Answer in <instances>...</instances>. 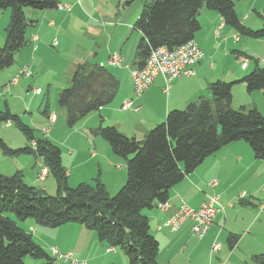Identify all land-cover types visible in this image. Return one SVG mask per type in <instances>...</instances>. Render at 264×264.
Listing matches in <instances>:
<instances>
[{"label": "trees", "instance_id": "1", "mask_svg": "<svg viewBox=\"0 0 264 264\" xmlns=\"http://www.w3.org/2000/svg\"><path fill=\"white\" fill-rule=\"evenodd\" d=\"M238 1L141 0V11L133 23L141 34L133 65L141 67L151 49H172L192 40L200 28L197 15L203 6L216 11L239 35L264 38V19L257 29L243 25L235 11ZM58 3L0 0V11L8 10L10 14L0 48V70L12 65L15 54L28 42L27 29L34 20L27 18L24 8L46 10L56 8ZM235 82L243 83L248 93L261 91L264 96V68L255 67L236 81L210 82V97H199L183 109L168 111L164 120L141 138L128 137L113 126L91 130L108 143L114 155L125 160V181L114 194L108 193L99 177L92 183L80 182L70 187L60 148L46 136L34 137L32 128L7 106L0 109V124L17 123L28 141L26 147L16 150L0 139V153L41 157V166L47 170L45 177L49 173L53 176L56 192L45 195L27 185L20 171L10 176L0 174V264H25L28 256L41 260V264H52L53 257L18 223L29 218L48 228L67 223L83 225L94 231L99 241L121 248L127 264H158V241L149 232L144 211L165 202L173 185L226 144L244 141L255 159H264V114L255 107L231 106ZM118 85L117 77L104 66L78 64L70 83L58 94L57 103L66 112L65 123L72 127L90 112L109 104ZM42 113L47 117V107ZM236 240L234 235L227 237L229 245ZM252 260L264 264V254L254 255Z\"/></svg>", "mask_w": 264, "mask_h": 264}, {"label": "crops", "instance_id": "2", "mask_svg": "<svg viewBox=\"0 0 264 264\" xmlns=\"http://www.w3.org/2000/svg\"><path fill=\"white\" fill-rule=\"evenodd\" d=\"M239 2L235 3V11L240 21L252 29L259 28L264 19V0L262 3L261 1L249 2L248 0ZM59 3L68 5L69 11H72L75 5L74 2L72 5ZM141 8L130 9L129 20L126 23L128 28L131 27V30L139 34L135 46L134 42L125 41L122 44L116 42V44L113 43L114 48L106 53V58L98 56L96 53L92 60L97 62L96 64L105 63L108 67H112L113 71L110 73L117 77L119 83L124 80L127 83L116 100L119 105L113 103L109 107L105 106L97 111L101 115L100 119L103 125L113 126L128 137L139 135L141 138L151 128L162 122L168 111L183 109L188 103L196 101L199 97H210L208 90L210 82L216 80L236 81L255 67L264 68V38H246L242 43H238L240 39L235 41L233 35L236 44L231 43L224 46L222 52L226 61L223 65L220 66L216 59L212 61V56H210L213 51L212 36L218 37L221 31L229 34L231 30L216 11L202 7L197 17L202 31L196 32L193 40L203 52V57L193 66V74L174 77L169 82H166L165 75L158 74L144 93L137 96L134 93L130 70L137 67L133 64L136 45L141 34L133 28V23ZM3 13H6V10L0 11V20L5 21ZM32 14L33 16L28 17L35 18V20L33 25L29 26L32 31L28 36L26 35L29 43L25 49H28L29 53H36L41 50L43 43L40 39H43L44 36L50 45L54 38L58 43V36L60 38L61 36L56 33V29L67 25L69 15L64 12L63 14L66 15L58 19L60 23L54 27L53 11L35 10ZM95 14L100 19H104L103 17L106 16L98 11ZM110 18L114 19L112 15ZM8 20L9 12L6 22ZM93 21L95 30L104 29L106 32L114 31L116 28L105 25V23L114 22L118 25L115 20ZM202 33L206 34L204 40L200 39ZM87 35L89 34L87 33ZM124 35H121L118 41L123 39ZM113 52H117L121 56L119 66H113L108 62L109 56ZM242 59L247 60L245 67H242ZM23 69H25V76L28 72L26 67L14 71L11 79ZM31 73L29 72L28 76H31ZM125 76L129 78L127 79ZM10 80L7 82L8 86L18 85L20 77L15 84H10L12 81ZM68 84L66 85L68 86ZM241 87L244 88L246 94L250 95L243 100L242 105L246 108L255 107L264 113L262 92L248 93L241 82H235L232 87L231 106L236 109L238 105L239 97L237 99L235 97V88H237L236 93L240 94L239 100L243 99V91H237ZM126 99L132 100V103L128 108L123 109L122 103ZM49 113L55 112L49 111ZM52 117L54 118V116ZM51 135L48 133L47 138L52 141L55 137ZM54 142L58 144L57 140ZM72 144L71 147L61 146V162L67 171L68 184L70 181H72L71 185L79 182L90 183L94 179L93 177L98 175L108 188L111 187L109 180L111 178L116 180L113 191H117L123 185L124 160L111 152L105 140L99 139V136L93 139L86 136L84 141L75 140V143ZM82 144L87 147H80ZM117 170L119 171L117 172ZM122 173L123 175H121ZM212 179L216 180L214 186L209 185ZM211 195H218L223 209L215 214L203 237L198 238L192 234L191 220L184 221L180 228L174 232L161 226L182 202L192 208H198ZM166 201L168 205L164 209L156 206L144 211L149 221V232L158 241L156 257L158 264H255L252 257L264 254V159H255L246 142H231L207 156L192 172L170 188ZM21 227L32 231L33 239L46 251H49L51 256L54 255L50 248L57 247L59 251L70 252L72 258L78 260V263L63 260L65 264H82V261L85 264H119L125 260L121 251H116L115 247L99 241L94 233L80 224L67 223L57 228H48L36 225L35 222H28L26 227L22 225ZM228 235L236 237L237 240L233 245L228 244ZM213 241L220 244V249L210 254Z\"/></svg>", "mask_w": 264, "mask_h": 264}, {"label": "rangeland", "instance_id": "3", "mask_svg": "<svg viewBox=\"0 0 264 264\" xmlns=\"http://www.w3.org/2000/svg\"><path fill=\"white\" fill-rule=\"evenodd\" d=\"M241 1L243 0H240L239 3H241ZM248 1L249 2L261 1L262 3L263 0H248ZM58 2L66 3L70 5H72L74 2L75 5L72 11L66 9L64 10V12L67 15H69L67 25L63 28H59V29L55 28L56 33L57 34L59 33V35L61 36L60 38L57 35L58 36V43L56 44L57 46L53 44L50 45V42H47L46 36H44L43 39H40V41L43 43V45L41 46V50L39 52L37 51L36 53H29L28 49L25 48L28 47L27 45L29 43V40L27 36L32 31V28H30L31 26L30 27L28 26V31H27L28 33L26 34L28 42L15 54V59L12 65L0 70V109L4 110L5 106H7L8 110L12 114L17 115L23 124L32 128L34 137L42 138L44 136L48 137V133L52 134L51 136L55 137V139H52L53 143L57 145L61 150V146L71 147L73 145L72 143H75V140L84 141L86 136H88L89 139L98 137V135H95L94 132H92L91 130L95 131V129H97L98 127H106L108 125H103V122L100 119L101 115L97 113V111L100 110H96L87 114L74 126L69 127L65 123V114H66L65 108L60 107L57 103L59 92L67 87L66 84L70 83L71 77L75 72V70L77 69L78 64L84 62L91 64L97 63L92 61L96 53H98V56H103L106 58V53L108 52V50H112L114 48V44H116V42L119 44H122L125 41H127L128 43L134 42V46H135L136 40H138L139 38V34L136 31L131 30V27L128 28L126 23L127 20H129V10L132 8L137 9L142 7L143 3L141 2V0H66L65 2L64 0H58ZM33 10L34 9L31 8H24L25 14L28 19L35 20V18L28 17V16H33L32 13L35 11ZM7 11L8 10H6V13H3V18H5V21L0 20V48L4 44L6 28L9 22V20L6 22V18L8 17V12H9ZM48 11L51 12L53 11L54 13V16L52 17L53 18L52 20L55 22L54 27H57L59 25L60 21L58 19H61L66 15L63 14L64 12H62V10H58L57 6L56 8L48 9ZM97 11L100 12L102 15H106L103 17L105 20H115V22H118V25H116L114 22L105 23V25H108L110 27H115L116 29H114V31L108 30V32H106L104 29L95 30L93 20L99 22H103L102 20H104V19H100L95 14ZM111 15L113 16L114 19L110 18ZM9 19H10V14H9ZM229 29L231 30V33L229 34L221 31L218 37L217 36L215 37L214 35L212 36L213 51L210 53V56H212L211 60L213 61L216 59L217 62L220 64V66H222L223 63L226 61L224 58V54L222 52L224 46L231 43L236 44L235 41H238L239 39L240 42L238 43H242L246 39L245 37L235 32L231 27H229ZM201 31L202 28H200L197 31V33ZM87 33L89 35H87ZM123 34H125L123 39L118 41V38H120V36ZM233 35L235 41L233 40ZM93 36L95 37L94 39L91 40ZM205 38H206V34L202 33L200 39L204 40ZM80 60L81 62H79ZM246 61H247L246 59H242V63H245V66H246ZM31 65H33V67H30ZM102 66H104L109 72L113 71V68L108 67L105 63H102ZM25 67L28 70L25 76H24L25 69H23L21 72L15 75L18 77L15 83L18 82L20 77L18 85L8 86L7 82L11 79L13 72ZM29 72H32L31 76H28ZM15 76L13 77V79L15 78ZM125 78L128 79L129 77L125 76ZM15 83H12V81L10 82V84H15ZM126 85L127 83L125 80L119 83L118 90L115 96L112 98L109 104L105 105L106 107H109L113 103L119 105V103H117L116 100H118L120 91L124 90ZM33 89L36 90L33 91ZM59 89L60 91H58ZM236 89L237 88H235L234 92L236 95L235 97L237 99L238 97L240 98V94L236 93ZM144 91L139 96H141L144 93ZM237 91L239 92L243 91L244 93L242 100H239V98L237 99L238 105L236 106V108H239L240 106H244L242 105L243 100L247 97H250V95L246 94L244 88L242 87L239 88V90ZM127 100L130 99H126L124 101ZM130 101L132 102V100ZM45 107H47L48 111H53L55 113H48L46 117L42 113ZM52 116L55 117V121L53 122H51L52 119H54ZM55 125L56 127L54 128ZM49 129L51 130L49 131ZM130 137H135V136L130 135ZM137 138H139V135H137ZM0 139H2L10 149H16V150L26 147L28 143L26 136L20 130L17 123L9 122V121L2 122L0 124ZM99 139L102 138L99 136ZM55 140H57L58 144L54 142ZM31 145L35 146V142H32ZM80 147L85 148L87 147V145L82 144ZM64 158L66 159V156H64ZM40 165H43V160L41 157H37L35 155L34 156L29 154L5 155L0 153V174L5 176H10L14 174L16 171H20L22 174V180L27 185L35 187L38 191L44 193L45 195H54L56 193L54 178L49 173L48 177L44 181L40 182L45 177V175L43 176L42 173L43 170L40 171L39 169V168L43 169V166L40 167ZM124 166H125V160H124ZM118 171L119 170H117V172ZM39 174L41 179L38 178ZM121 175H123V173ZM96 177H98V175H95L93 178ZM92 181L90 183H92ZM124 181H125V175L123 182ZM213 181L214 180L212 179L209 182L210 186H214L216 184V180L214 181V183H212ZM109 182L111 184L110 185L111 187L109 188L103 182L102 183L105 185L109 194H114L116 191H113V188H114V183H116V180L111 178ZM71 184L72 181H70L68 185L70 187H74L78 183H75L74 185ZM28 222L33 223L34 220L29 218L26 219L25 222L23 221L18 223H20L23 227H26V224ZM164 222L162 224H164ZM30 232L32 233V231ZM91 232L95 234L94 231ZM52 248H57V247H51L50 251L52 250ZM115 249L116 251H121L125 257L123 263L121 262L119 264H127L128 263L127 257L124 254V252L121 250V248L115 247ZM46 252L50 255L49 251ZM60 252L67 253L61 250ZM51 257H53L52 264H65L62 259H58L55 256H51ZM24 263L41 264V260H37L28 256L24 258ZM81 263L85 264V262L83 261Z\"/></svg>", "mask_w": 264, "mask_h": 264}, {"label": "built area", "instance_id": "4", "mask_svg": "<svg viewBox=\"0 0 264 264\" xmlns=\"http://www.w3.org/2000/svg\"><path fill=\"white\" fill-rule=\"evenodd\" d=\"M65 9L70 10V7L68 5H62V10ZM34 38H36V36H34ZM52 44H57L56 38L52 40ZM202 57L203 52L197 47V45L188 46L185 49H178V46L173 49H167L164 46L151 49L144 64L141 67H133L130 70L134 93L139 96L158 74L165 75L166 82H169L174 77L192 75L193 66L196 65ZM173 58H181V65H173ZM120 61L121 56L119 53L113 52L110 54L108 59L109 64L119 66ZM244 66L245 63H242V67ZM17 78L18 77L15 76L12 83H15ZM131 103L130 100L124 101L122 103V108H128ZM53 121H55V117L51 122ZM41 170H43V176L46 175V168H40V171ZM38 178L41 179L40 174ZM213 180L215 181V179ZM214 181L212 183H214ZM167 205V202H159L157 207L164 209ZM222 209L223 206L218 195L208 196L200 207L196 209L182 202L175 212L161 226H165L170 231L174 232L180 228L184 221L191 220L192 234L201 238L206 234L215 214ZM219 249L220 244L217 241H213L210 247V254ZM52 253L58 259L70 260L72 263H77V260L72 258L70 252L62 253L57 248H52Z\"/></svg>", "mask_w": 264, "mask_h": 264}, {"label": "bare ground", "instance_id": "5", "mask_svg": "<svg viewBox=\"0 0 264 264\" xmlns=\"http://www.w3.org/2000/svg\"><path fill=\"white\" fill-rule=\"evenodd\" d=\"M58 10H62V4L57 5ZM196 43L193 40H189L188 42L181 44L178 46V49H185L188 46H195ZM173 65H181V58H173Z\"/></svg>", "mask_w": 264, "mask_h": 264}]
</instances>
